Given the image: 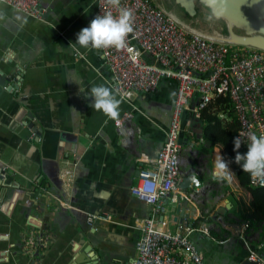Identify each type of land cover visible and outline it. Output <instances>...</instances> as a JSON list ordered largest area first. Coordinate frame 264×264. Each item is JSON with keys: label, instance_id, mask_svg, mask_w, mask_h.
<instances>
[{"label": "crops", "instance_id": "1", "mask_svg": "<svg viewBox=\"0 0 264 264\" xmlns=\"http://www.w3.org/2000/svg\"><path fill=\"white\" fill-rule=\"evenodd\" d=\"M37 1L47 9L44 21L0 4V264L31 263L25 242L43 234L50 242L39 264H79L86 258L91 264H133L139 226L151 207L130 190L141 169H152L165 142L177 83L163 80L155 92L139 93L131 103L113 91L121 100L119 119L137 108L134 135L120 133L116 121L85 98L93 85L111 87L100 51L81 48L77 55L69 47L97 16V0ZM204 126L185 113L181 184L197 175L203 216L198 218L190 204L182 217L165 199L168 228L175 232L182 221L196 229L207 223L211 237L199 231L192 237L204 264H244L249 249L239 237L243 222L237 203L251 195L235 176L231 183L211 178L214 156L224 152L204 139ZM73 159L78 166L68 187L62 174ZM92 215H110L112 221L91 226ZM246 233L250 247L258 250L259 229L249 227ZM258 254L264 259V248Z\"/></svg>", "mask_w": 264, "mask_h": 264}, {"label": "built area", "instance_id": "2", "mask_svg": "<svg viewBox=\"0 0 264 264\" xmlns=\"http://www.w3.org/2000/svg\"><path fill=\"white\" fill-rule=\"evenodd\" d=\"M98 13L111 12L118 15L120 9L133 13V32L127 38V47L99 50L112 77L111 88L121 100L131 103L139 93L155 92L163 80L177 83V92L170 125L165 142L152 169H141L138 181L130 192L137 200L151 207V215L142 221L141 237L136 243L133 264H204V254L193 240L200 232L211 237V229L203 223L196 229L190 222H176L175 232L169 230L165 199L173 205L178 200L187 201L194 207L197 217L202 218L198 195L181 188V135L184 131V115L191 112L200 119L204 108L214 97L230 95L237 117L242 126L238 135L245 139L252 133L264 134V52L252 47L234 46L208 41L179 27L174 20L161 11L152 0H120L119 8L108 5L106 0H97ZM29 18L44 21L47 9L37 0H0ZM151 59V62L147 60ZM194 72L200 75H195ZM126 112L116 121L120 133L134 135V111ZM247 150L242 144L240 151ZM62 177L68 187L78 166L76 159ZM4 168L2 177L7 173ZM251 185L264 187L250 176ZM42 188V187H40ZM44 190L47 192L44 188ZM61 205L72 209L65 201ZM89 224L110 222V215H92ZM249 224L240 227L239 237L249 249L248 260L264 264L258 250L264 248V240H257L258 250L250 247L246 231ZM48 235L28 237L25 242L32 258L39 264L44 244H49ZM16 264V263H15Z\"/></svg>", "mask_w": 264, "mask_h": 264}, {"label": "clouds", "instance_id": "3", "mask_svg": "<svg viewBox=\"0 0 264 264\" xmlns=\"http://www.w3.org/2000/svg\"><path fill=\"white\" fill-rule=\"evenodd\" d=\"M113 8H119L120 0H106ZM133 32V13L129 9H120L118 15L105 12L91 20L87 27L76 34V42L69 47L80 55V49L103 50L115 48L122 50L127 47V38ZM68 82L75 83L72 79ZM78 85V83H75ZM81 91V89H80ZM91 99L90 107L102 112L109 119L119 122V108L121 100L117 99L111 87L104 84L91 86L85 97ZM235 152L234 159H225L217 151L210 170V176L217 182L231 183L234 172L230 164L238 165L242 172L249 174L253 179L264 185V134L252 133L246 141L241 135L233 139ZM242 144L247 145V151L240 152Z\"/></svg>", "mask_w": 264, "mask_h": 264}, {"label": "water", "instance_id": "4", "mask_svg": "<svg viewBox=\"0 0 264 264\" xmlns=\"http://www.w3.org/2000/svg\"><path fill=\"white\" fill-rule=\"evenodd\" d=\"M175 23L190 34L208 41L252 47L264 52V0H152ZM195 75H200L194 72ZM201 182L195 173L181 188L197 194ZM194 189V191H189ZM188 202L181 199L173 211L182 217ZM79 264H91V260ZM244 264H261L249 261Z\"/></svg>", "mask_w": 264, "mask_h": 264}, {"label": "trees", "instance_id": "5", "mask_svg": "<svg viewBox=\"0 0 264 264\" xmlns=\"http://www.w3.org/2000/svg\"><path fill=\"white\" fill-rule=\"evenodd\" d=\"M149 62L151 59L147 58ZM230 95L214 97L212 102L203 109L200 120L205 124L203 128L204 139L210 145H220L225 159H234L235 152L233 139L239 134L242 126L235 113ZM247 150L240 151L241 153ZM239 186L251 195L246 202L238 199L237 216L240 221L249 224L252 229H259L260 237L264 240V187H254L250 182V175L241 171L235 163L230 164Z\"/></svg>", "mask_w": 264, "mask_h": 264}]
</instances>
